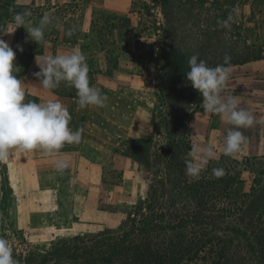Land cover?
Here are the masks:
<instances>
[{
  "label": "rangeland",
  "instance_id": "rangeland-1",
  "mask_svg": "<svg viewBox=\"0 0 264 264\" xmlns=\"http://www.w3.org/2000/svg\"><path fill=\"white\" fill-rule=\"evenodd\" d=\"M164 1L165 8L162 6ZM24 11H30L31 16L38 19L45 13H49L52 18V23L45 28L46 43L41 46L39 54H36L38 50H29L28 44L21 46L22 52L17 48L14 16ZM164 13L172 22L171 33L175 36L174 46L178 50L196 52L202 49L215 53L217 57L232 56L233 53L246 52L247 48L252 47L264 50V0H0V39L10 44L14 40L16 63L21 68L18 76L31 70L36 78L34 73L40 71L36 56L55 55L72 48L81 50L80 42L84 40V35L96 36L97 31H102L108 39L109 33L113 32L109 37L110 43L119 42L120 47L126 44L131 52L130 55H123L122 60L119 59L116 68L113 69L111 62H108V58L112 59V63L117 60L109 55L113 45L106 44V49L96 56H91L94 48L85 55L90 85L108 98L104 107L91 106V109L96 111L101 121L106 119L105 124H109L107 134H111L108 135L110 139L105 138L108 144L112 149L117 145L118 152H125L127 140L143 139L152 132L150 119L157 104L154 93L159 91L157 86L161 81L160 39L167 29ZM229 14L234 16L230 27H221L218 21L226 20ZM63 24H67V27L61 30L76 32L70 41L62 35H53V28L59 30ZM10 31L14 32L7 33ZM183 36L186 38L183 39ZM98 69L104 70L105 74L98 76ZM51 91L64 96H77L76 89L66 82H61L58 88ZM223 95L238 98L240 107L251 112L257 122L252 127L238 129L247 142L240 152L226 156V136L233 126L220 115L208 112L205 115L197 114L193 120V145L200 148L211 145L216 153V158L209 160L199 178L214 168H223L225 173L231 167L235 171L243 170V182L237 187V192L240 195L251 193L256 188L254 181L264 177V58L245 65L231 66V76ZM123 160L117 157L112 164L122 169L126 166ZM123 176L120 170L113 171L111 175L112 182L120 190L125 186L124 181L132 180L131 173ZM149 178L151 175L143 170L137 178L142 186L134 182L127 184L125 192L141 197L148 190ZM7 197L6 194L0 197V217L3 220L0 236L9 240L16 260L24 255L40 258L53 249V244L61 245L79 236L85 238L86 247L93 248L98 243L106 248L108 235L98 236L105 231L116 233L120 228V225L105 219L81 234L64 231L52 241L39 243L31 239L28 233L11 226L4 207ZM136 199L135 196L127 198L126 205L133 206ZM69 201L68 194H65V209H69ZM105 224L110 229L104 228ZM60 264L97 263L88 255L86 261L67 259Z\"/></svg>",
  "mask_w": 264,
  "mask_h": 264
},
{
  "label": "trees",
  "instance_id": "trees-1",
  "mask_svg": "<svg viewBox=\"0 0 264 264\" xmlns=\"http://www.w3.org/2000/svg\"><path fill=\"white\" fill-rule=\"evenodd\" d=\"M162 6L166 7L165 1ZM164 14L167 29L160 39L161 81L159 91L154 93L157 104L150 119L152 132L143 139L127 140L123 152L151 175L148 190L127 212L118 232L105 231L98 236L108 235L106 248L98 243L97 247H86L85 238L79 236L61 245L53 244V249L40 258L24 255L19 264H60L67 259L82 262L88 255L97 264H264V177L254 181L256 188L251 193L240 195L237 187L243 182V170L231 167L220 178L212 170L196 180L186 175L185 158L195 137L193 120L197 114H206L203 97L187 80L188 61L197 55L198 60L216 67L224 63L225 56L202 49L178 50L172 22ZM26 19L33 26L39 25L40 19L33 15ZM66 27L53 28V35L70 41L76 32L68 36L69 30H61ZM112 33L108 39L102 31L96 36L84 35L80 45L84 54L94 48L91 56L103 52L106 44L113 45L109 55L118 61L112 63L108 58V62L114 69L119 59L131 52L126 44L120 47L119 42L110 43ZM28 36L26 29L18 28L17 45L28 44L29 50H38L39 54L45 43L38 44ZM247 49L233 53L230 66L264 58L263 49ZM96 74L103 76L105 72L98 69Z\"/></svg>",
  "mask_w": 264,
  "mask_h": 264
},
{
  "label": "clouds",
  "instance_id": "clouds-1",
  "mask_svg": "<svg viewBox=\"0 0 264 264\" xmlns=\"http://www.w3.org/2000/svg\"><path fill=\"white\" fill-rule=\"evenodd\" d=\"M30 15V11L18 12L14 16L15 30L23 27L29 34L28 39L38 44L46 43L45 28L52 23L50 14L45 13L38 26H33L26 19ZM233 20L234 16L229 14L226 20L218 21V24L228 28ZM72 34L70 29L67 35ZM17 48L23 51L20 45ZM230 60L231 57L226 55L223 64L210 67L206 61L198 60V56L193 55L188 61L190 70L186 74L191 86L203 97L204 111L220 115L233 126L226 136V156L240 152L247 142L238 129L252 127L257 122L251 112L240 107L238 98L223 95L231 76ZM36 64L40 71L34 76L44 89L53 90L61 82H66L76 89L79 107L105 106L108 98L90 85L87 57L78 48L55 55L36 56ZM20 69L16 63V52L8 42L0 39V162L7 161L15 151L31 152L39 149L54 158L56 171L63 172L69 167V162L59 156L60 150L66 144H79L84 130L70 128L71 115L59 100L25 102L24 81L18 77ZM215 158L213 146L200 148L193 145L185 158L186 175L199 178L209 160ZM212 172L217 178L225 175L223 168H214ZM0 264H19L13 256L9 240L2 236Z\"/></svg>",
  "mask_w": 264,
  "mask_h": 264
},
{
  "label": "crops",
  "instance_id": "crops-1",
  "mask_svg": "<svg viewBox=\"0 0 264 264\" xmlns=\"http://www.w3.org/2000/svg\"><path fill=\"white\" fill-rule=\"evenodd\" d=\"M10 46L14 50V40ZM31 73L29 70L18 76L24 81L25 102L59 100L71 115L70 128L84 131L79 144H66L60 150L59 156L69 162L63 172L56 171L54 158L39 149L15 151L7 161L0 162V197L8 195L4 207L11 226L40 243L52 241L64 231L81 234L105 219L121 225L140 198L125 192V187L133 182L142 186L137 180L141 169L123 152L116 151L117 145L112 149L108 144L105 138L111 134H107L110 127L105 124L106 119L101 121L91 106L79 107L74 94L64 96L44 89ZM117 157L124 159V168L112 164ZM116 169L124 176L132 174V180L124 181L121 190L111 179ZM65 194L70 200L69 209H65L63 202ZM133 196L137 199L129 207L125 201ZM2 224L0 217V234ZM103 227L110 229L107 224Z\"/></svg>",
  "mask_w": 264,
  "mask_h": 264
}]
</instances>
